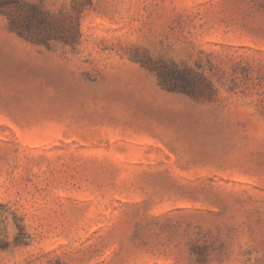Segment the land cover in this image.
<instances>
[{
  "label": "rangeland",
  "instance_id": "obj_1",
  "mask_svg": "<svg viewBox=\"0 0 264 264\" xmlns=\"http://www.w3.org/2000/svg\"><path fill=\"white\" fill-rule=\"evenodd\" d=\"M0 264H264V0H0Z\"/></svg>",
  "mask_w": 264,
  "mask_h": 264
}]
</instances>
